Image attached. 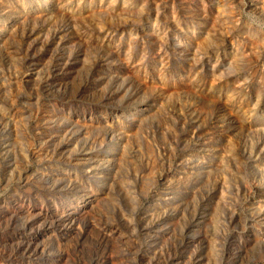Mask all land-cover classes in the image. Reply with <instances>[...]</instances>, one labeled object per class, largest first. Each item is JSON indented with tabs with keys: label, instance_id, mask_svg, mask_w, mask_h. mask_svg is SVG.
I'll list each match as a JSON object with an SVG mask.
<instances>
[{
	"label": "rangeland",
	"instance_id": "rangeland-1",
	"mask_svg": "<svg viewBox=\"0 0 264 264\" xmlns=\"http://www.w3.org/2000/svg\"><path fill=\"white\" fill-rule=\"evenodd\" d=\"M0 264H264V0H0Z\"/></svg>",
	"mask_w": 264,
	"mask_h": 264
}]
</instances>
